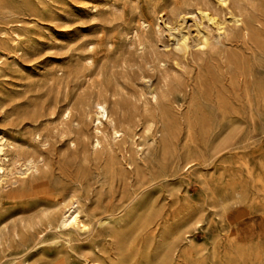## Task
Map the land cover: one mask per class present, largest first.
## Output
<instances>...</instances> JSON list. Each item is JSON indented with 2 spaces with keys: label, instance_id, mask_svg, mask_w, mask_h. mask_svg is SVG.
<instances>
[{
  "label": "rangeland",
  "instance_id": "obj_1",
  "mask_svg": "<svg viewBox=\"0 0 264 264\" xmlns=\"http://www.w3.org/2000/svg\"><path fill=\"white\" fill-rule=\"evenodd\" d=\"M185 1L0 0V135L9 142L4 168L10 174L0 187V264H119V259L180 264V252L187 249L192 252L186 264H264V116L251 117L237 103L232 118H175L171 156L161 152L159 118H119L120 110L132 114L143 108L146 87L137 80V65L146 71L144 58L156 53L166 67L180 72L187 68L186 58L196 54L192 21L184 31L190 45L185 58L172 51L166 34L136 27L138 16L155 23L154 9L167 11ZM59 3L67 5L65 11L52 9ZM93 4L96 12L88 9ZM256 5L264 9V0ZM4 8L11 14L4 16ZM199 9L196 20L214 34ZM134 30L142 45L133 39ZM87 41H93L92 49H86ZM105 89L116 93V104L108 106L114 118L101 119L103 148L93 153L95 111L87 114L82 103L92 106ZM68 107L70 119H65L61 111ZM110 119L118 129L132 125L133 138L127 133L112 140ZM224 142L229 149L215 155ZM117 144L124 157L117 153L118 163L110 165L106 151L117 150ZM25 153L43 163V172L52 171L55 200L25 189L32 178L16 170ZM129 159L135 163L131 168L125 164ZM165 175L172 177L162 180ZM150 180L120 216L94 222ZM72 196L81 200L93 230L67 241L37 219L60 210ZM155 222L160 227L148 237ZM36 233L43 235L38 248H24ZM171 246L179 254L167 258Z\"/></svg>",
  "mask_w": 264,
  "mask_h": 264
},
{
  "label": "bare ground",
  "instance_id": "obj_2",
  "mask_svg": "<svg viewBox=\"0 0 264 264\" xmlns=\"http://www.w3.org/2000/svg\"><path fill=\"white\" fill-rule=\"evenodd\" d=\"M47 1L55 2V0ZM71 2L76 5L77 0H71ZM215 5H217V8H215ZM66 6L65 3H59L58 8L52 6V9L65 11ZM198 7H200L199 11L204 13L205 20L208 21L206 27L210 26L209 23L213 25L214 34L210 35L196 20L194 13ZM88 9L96 12L97 5L93 4ZM217 9L223 11V18L219 17L218 13L220 12ZM2 10L4 16L11 14L7 8ZM162 13L165 18L161 17ZM152 16L156 21L155 23H149L138 16L136 27L145 32L146 29L152 27L156 35L166 34L172 41V51L183 58L189 56L190 47L189 33L184 31L185 28H188L187 22L192 21L197 33L192 38V43L195 48L197 47V51L194 55L190 54V60L186 58L187 68L180 72L166 67L165 62L156 53L152 54L150 58H144L146 71H142L140 64L137 65V80L144 82L146 87L143 108L138 111L134 110L132 114H123L119 107L121 113H119V118H159L162 126L160 130L161 152L164 155L171 156L175 152L173 146L174 140H176L173 130L175 118H232L237 103L244 110L247 109L248 115L251 117L264 116V9L256 5V0H188L175 4L167 11L154 9ZM224 16L229 17L226 20ZM134 31L133 39L139 45H142L140 32ZM85 47L86 49H92L93 41H87ZM121 65L126 67L125 59L121 60ZM156 71L158 74H156ZM107 92L105 89L103 93H99L92 106L88 102L82 103L83 107L86 106L88 109L85 108L87 114L91 109L95 111L93 120L95 121V137L91 143L93 153L98 151L99 148H103L101 147L100 137L102 131L99 128L102 125L101 119L114 118L108 113V106L116 104V93L109 92L107 94ZM198 101L203 102V105L199 106ZM254 108L256 113L253 112ZM61 112L64 113L65 119H70L69 107ZM108 123L112 140H117L127 133L129 138H133L134 134H130L133 133L132 125L127 124L124 129H118L115 120L110 119ZM186 131L189 135L191 128L188 126ZM102 136L104 138L106 135ZM73 141L70 140V144H74ZM8 143L0 135V187L9 170L4 168L6 148L9 147ZM118 146L120 147L117 150L113 148L114 146H107L109 147L106 151L107 162L110 165L118 163L117 153L124 157L123 147L121 148V144ZM68 147H70L69 144ZM227 149H229V146L224 142L222 145L215 147L214 154L217 155ZM7 159L9 161V158ZM17 163V173L22 178H32V181L25 185V189L37 191L43 198L55 200L52 190L56 185L52 183V171L43 172L44 169L41 170L43 163L39 166L38 160L28 153H25ZM125 164L128 168H131V165L135 163L129 159ZM171 177L165 175L161 179L169 180ZM152 183L153 180H150L137 185L129 199L119 204L114 210L100 213L95 217L94 222L99 225L120 216ZM1 220L0 227L3 228ZM38 220L44 221L46 223L45 228L54 230L67 241H70L73 235H80L85 231L93 230L92 220L84 210L81 200L76 196H72L60 210L45 212L38 217ZM160 224L161 222H155L149 226L146 231L147 236H154ZM163 231L173 234L171 229L164 228ZM39 233H36L32 243L25 245L24 248L28 250L37 249L43 238V235H39ZM183 239H187V237L183 236ZM191 252V249L180 252V264L187 263ZM178 254L177 247L171 246L166 257L177 256ZM119 264L127 263L119 259Z\"/></svg>",
  "mask_w": 264,
  "mask_h": 264
}]
</instances>
